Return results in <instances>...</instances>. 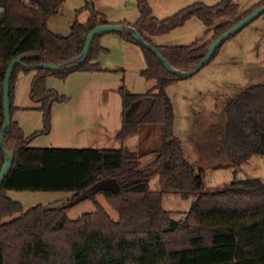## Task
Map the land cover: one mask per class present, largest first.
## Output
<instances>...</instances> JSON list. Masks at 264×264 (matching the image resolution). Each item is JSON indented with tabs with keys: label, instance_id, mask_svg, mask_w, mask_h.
<instances>
[{
	"label": "trees",
	"instance_id": "1",
	"mask_svg": "<svg viewBox=\"0 0 264 264\" xmlns=\"http://www.w3.org/2000/svg\"><path fill=\"white\" fill-rule=\"evenodd\" d=\"M63 2L0 0V134L4 128L7 69L16 57L23 56L10 78L11 123L0 142V171L7 155L13 154L0 188V264H264V182L259 178L237 179L215 191L203 190L202 177L186 160L181 141L174 135L173 105L166 93L168 85L188 77L167 71L158 57L131 35V29H135L173 68L192 71L217 37L264 1L242 13L235 0H219L212 6L195 3L157 19L147 0H136L138 19L133 24L119 23L129 27L119 33L126 42L142 47L145 68L140 76L154 81V85L142 94L120 86L121 122L116 138L122 146L30 147L32 136H25L12 119L18 74L35 71L29 98L38 104L36 109L42 112L48 131L52 106L66 98L47 89L46 78L65 79L77 71H103L97 61L105 50L99 45L100 35L93 38L83 61L76 58L88 32L109 24L105 15L92 3L86 4L77 12L68 35L53 33L47 22L59 14ZM192 18L206 27L202 38L187 46L153 43V37L180 28ZM220 20L225 21L218 23ZM211 30L213 37L205 40ZM38 64L64 68H31ZM224 112L227 122L221 135V153L235 166L253 155L264 157V84L243 89L226 102ZM155 125L161 130L160 146L152 151V160L141 166L147 154L123 143L138 135L143 126ZM154 177L160 182V189L155 191L149 185ZM25 191L71 192L73 203L90 200L96 210L75 220L68 218V206L36 205L25 211L20 202L8 196L9 192ZM171 192L183 199L193 198L182 219L172 218L171 211L163 207L164 195ZM99 194L117 211L118 220L97 202Z\"/></svg>",
	"mask_w": 264,
	"mask_h": 264
},
{
	"label": "rangeland",
	"instance_id": "2",
	"mask_svg": "<svg viewBox=\"0 0 264 264\" xmlns=\"http://www.w3.org/2000/svg\"><path fill=\"white\" fill-rule=\"evenodd\" d=\"M263 1L235 0L241 13ZM218 2L147 0L157 19L169 17L195 3L212 6ZM91 3L113 24H133L139 17L136 0H64L59 14L47 22L48 29L53 33L68 35L77 12ZM205 30L206 27L197 18H192L182 27L158 36L153 43L187 46L202 38ZM212 37L211 30L205 40ZM98 42L106 48L97 59L101 69L106 71H77L65 79L54 76L46 78V88L66 98V101L52 106L48 131L41 111H13L12 119L18 123L24 135L32 136L30 147L118 149L122 146L116 138L121 122L118 90L124 85L130 93L142 94L153 87L154 81L140 76L145 68L140 45L126 42L116 31L100 35ZM34 73L31 70L20 72L17 76L15 86L19 105L38 107L28 94ZM256 84H264V13L229 38L203 68L187 79L175 81L166 87L173 105L174 135L182 143L186 160L202 177L204 191H215L237 179L259 178L264 182V157L253 155L235 166L220 150L221 135H224L227 122L224 112L226 102L246 87ZM160 142L161 130L155 125L143 126L138 135L123 144L140 154H147L141 159V166H144L152 160V151L160 146ZM149 185L152 190H159V178H152ZM8 196L20 202L25 211L36 205L44 208L68 206L67 216L71 220L96 210L90 200L73 203L71 192H9ZM96 200L113 220H118L117 211L101 194L96 196ZM192 201L193 198L183 199L171 192L164 195L162 203L166 210L171 211L172 218L182 219Z\"/></svg>",
	"mask_w": 264,
	"mask_h": 264
},
{
	"label": "water",
	"instance_id": "3",
	"mask_svg": "<svg viewBox=\"0 0 264 264\" xmlns=\"http://www.w3.org/2000/svg\"><path fill=\"white\" fill-rule=\"evenodd\" d=\"M262 13H264V4L255 9L253 12H251L248 16L240 20L238 23L230 27L228 30H226L224 33H222L219 37H217L211 46L209 47V50L202 62H200L194 70L192 71H179L178 69L173 68L171 65L167 63V61L162 57V55L158 52V50L152 46L151 44L145 42L141 35L135 30L131 29V35L132 38L140 45L145 46L149 48L161 61L162 65L164 68L169 71L170 73L179 75V76H184V77H190L197 71H199L201 68H203L209 60L213 57L215 54L216 50L225 42L227 41L230 37L233 35L237 34L239 31H241L245 26H247L249 23L254 21L257 17H259ZM129 27L120 25V24H105V25H100L97 26L93 29H91L86 37L84 47L79 54V56L76 58L77 60L83 61L84 57L88 53L90 44L93 40V38L96 35H101L104 33H109V32H122ZM23 59V56L16 57L9 65L5 77V82H4V89H3V103H4V128L1 131L0 134V142L2 143L3 141V134L4 130L10 125L11 123V114H10V101H9V82L10 78L12 75V72L15 68L16 65H21L22 62L21 60ZM31 68L36 69V68H42V69H49V70H61L64 68L63 65H54V64H38L35 66H32ZM1 149L4 153H6V148L4 144H1ZM13 161V154L9 153L7 155V158L3 164V167L0 171V188L2 185L3 180L5 179L6 175L8 174L11 164Z\"/></svg>",
	"mask_w": 264,
	"mask_h": 264
},
{
	"label": "crops",
	"instance_id": "4",
	"mask_svg": "<svg viewBox=\"0 0 264 264\" xmlns=\"http://www.w3.org/2000/svg\"><path fill=\"white\" fill-rule=\"evenodd\" d=\"M136 22V21H135ZM110 24H113L114 22H109ZM118 23H121V22H118ZM158 36H156V37H153L152 38V41L154 42L155 41V39L157 38ZM156 43V42H155ZM100 45V44H99ZM156 45H158V46H163V45H160V44H156ZM101 47H103L102 45H100ZM104 48V47H103ZM105 50H106V48H104ZM103 71H106V70H103ZM34 75H35V73H34ZM34 75H33V77H34ZM33 77H32V79H33ZM32 79H31V81H32ZM16 84V83H15ZM31 84V83H30ZM29 90H30V87H29ZM28 94H29V92H28ZM13 106L15 107V110L14 111H19V110H22V109H36V107H31V106H23V105H19L18 103H17V89H16V86H15V88H14V95H13ZM16 122V121H15ZM117 134V133H116ZM182 144V143H181Z\"/></svg>",
	"mask_w": 264,
	"mask_h": 264
}]
</instances>
